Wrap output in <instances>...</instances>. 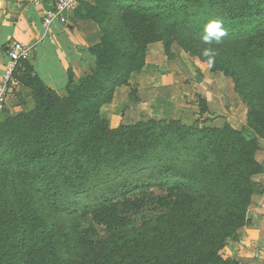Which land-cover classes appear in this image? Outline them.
Returning <instances> with one entry per match:
<instances>
[{"label":"trees","instance_id":"trees-1","mask_svg":"<svg viewBox=\"0 0 264 264\" xmlns=\"http://www.w3.org/2000/svg\"><path fill=\"white\" fill-rule=\"evenodd\" d=\"M94 2L80 16L103 38L86 48L94 68L77 83L68 73L66 96L26 62L17 77L33 107L0 125V264H238L221 251L244 225L252 178L264 171L255 159L264 83L253 80L256 71L264 79V0ZM214 38L252 69L251 95L240 98L245 125L143 117L109 128L100 109L143 69L149 44L168 52L177 39L214 65L205 49ZM150 207L156 214L134 224Z\"/></svg>","mask_w":264,"mask_h":264},{"label":"crops","instance_id":"crops-1","mask_svg":"<svg viewBox=\"0 0 264 264\" xmlns=\"http://www.w3.org/2000/svg\"><path fill=\"white\" fill-rule=\"evenodd\" d=\"M54 1L42 0L41 7H34L32 0H0V79L8 63L7 46L20 42L31 47L28 66L58 96L64 97L69 72L73 83H77L94 68L86 48L96 45L100 34L96 23L80 16L84 6H94V0L83 1L70 12L66 24L55 23L45 29L43 14ZM162 49L161 44L151 46L143 69L131 75L128 86L115 90L111 103L101 107L100 115L109 128L131 125L143 117L186 125L205 123L215 128L246 124L247 107L235 94L232 81L175 49L171 52L173 61L165 62ZM200 102L206 108L203 115ZM32 107L29 88L21 84L8 88L1 119ZM259 145L255 159L264 169V138ZM252 182L256 193L251 197L245 223L236 239L228 241L221 251L222 256L236 259L238 264H264V171L253 176Z\"/></svg>","mask_w":264,"mask_h":264},{"label":"rangeland","instance_id":"rangeland-1","mask_svg":"<svg viewBox=\"0 0 264 264\" xmlns=\"http://www.w3.org/2000/svg\"><path fill=\"white\" fill-rule=\"evenodd\" d=\"M99 34H100V38H99V41H98L97 44H99L101 42V39L103 38V32L100 30V28H99ZM176 40H173V42L171 43V45L169 47L168 52L165 51L162 42H155V43L149 44L148 48H147V51H146L145 60H146V57H147V52H149V51L151 52L152 51V49L149 50V48H151V46H154L156 44H161L162 45V47H163L162 52H163V57H164V61L165 62L173 61V59H174L173 57L174 56H173V54H171L173 49H175L174 51H176V50L177 51H182L183 53L189 55V58L190 57L191 58H195L198 62L204 64L212 73L218 74V76L222 77L223 79H227V80L232 81L234 92H235V94L237 95V97L239 98L240 101H241L240 98H242L241 94H244V97L251 95L252 87L254 86L253 84L255 82H263L264 83V79L261 78V74L262 73L260 71H256L253 74V80L255 82L254 81L250 82L251 76L249 75V72H250V70L252 71V69L248 68L246 65H244L243 68L240 67L239 64H241V60H239L236 55L234 56L229 51V49H225V51H226L225 53L221 52V51H218L217 48L221 47L222 41L225 42L224 38L222 40H220L219 38H214L210 42L211 44L209 43V45H207V47H205V49L207 51L206 54L211 59L215 60V64L214 65H210L209 61L200 59L196 55H191ZM161 60H163V59H160V61ZM212 68H217L219 70L213 72ZM235 79L238 80L239 86H237V83L235 82ZM258 85L263 86L261 84H258ZM256 98L257 97H255V99ZM244 105L247 107V112H248V105L246 103ZM5 121H6L5 118L1 119L0 120V125L3 124ZM154 214H156V212L154 211V209L152 207H150L148 209L145 208L140 214H138L137 216L133 217L134 224L138 225L140 223L142 217L147 216V215L153 216ZM86 221L88 222V218H86V220H82V223H85ZM98 232H99V238H104L105 237V234L103 232H101L100 229L98 230Z\"/></svg>","mask_w":264,"mask_h":264},{"label":"built area","instance_id":"built-area-1","mask_svg":"<svg viewBox=\"0 0 264 264\" xmlns=\"http://www.w3.org/2000/svg\"><path fill=\"white\" fill-rule=\"evenodd\" d=\"M85 0H55L53 5L44 11L42 24L45 29L58 23L64 25L67 22V15L76 10ZM34 7H41L42 0H32ZM8 63L4 74L0 79V119L5 111L8 88L19 85L18 75L23 71V64L31 56V47L20 42H13L6 48Z\"/></svg>","mask_w":264,"mask_h":264},{"label":"clouds","instance_id":"clouds-1","mask_svg":"<svg viewBox=\"0 0 264 264\" xmlns=\"http://www.w3.org/2000/svg\"><path fill=\"white\" fill-rule=\"evenodd\" d=\"M222 34V33H221Z\"/></svg>","mask_w":264,"mask_h":264}]
</instances>
